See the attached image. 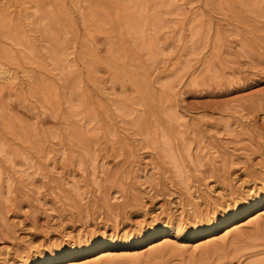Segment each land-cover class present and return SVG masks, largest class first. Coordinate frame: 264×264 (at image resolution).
<instances>
[{
  "label": "rangeland",
  "instance_id": "obj_1",
  "mask_svg": "<svg viewBox=\"0 0 264 264\" xmlns=\"http://www.w3.org/2000/svg\"><path fill=\"white\" fill-rule=\"evenodd\" d=\"M121 1L0 0V264L95 238L121 252L110 264L264 257V208L224 240L197 248L185 238L264 191V0H128L144 4V19H160L162 53L152 66L120 27ZM192 30L203 51L164 93L159 80L190 58ZM50 50L63 57L64 75L52 70ZM117 105L145 130L123 122ZM163 129L175 134L188 177L157 148ZM159 222L176 233L158 242L182 248L148 253L142 243L135 253L134 238Z\"/></svg>",
  "mask_w": 264,
  "mask_h": 264
},
{
  "label": "bare ground",
  "instance_id": "obj_2",
  "mask_svg": "<svg viewBox=\"0 0 264 264\" xmlns=\"http://www.w3.org/2000/svg\"><path fill=\"white\" fill-rule=\"evenodd\" d=\"M123 1H125V4H123L122 1L121 2H122L123 5H125V6L127 5L126 8H125V9H127V11L125 10L126 11V14L123 13V14H125V16L123 17V20H122L123 24L121 23L122 25L120 24V27L121 26L124 27V31L126 33L125 35L128 34L129 39H127V40H130L132 43H134V45L136 44L139 48L145 50V52H146L145 53V60H146V62H148L150 66L155 65L156 62L159 60L160 54L162 53V50H161V44L162 43H161V41H160V39L158 37V34H159L160 30H161L160 19H159L158 15L156 13L153 14V17L151 19L149 18L150 20L144 19L143 18L144 15L143 16L141 15V11H142L143 6H144V4H142V2H141V4H134L133 6H131V5L128 4V2H129L128 0H123ZM167 2H169V1H167ZM258 2H259V0H256V2H254V3H258ZM153 4H155V3H153ZM156 5H158V3ZM156 5L155 6L153 5V6L156 7ZM162 5H163V2H162ZM154 7H152L153 8V11H154ZM158 7L160 8V5H158ZM121 8H123V7H121ZM261 9H262V7H261ZM144 10H145V7H144ZM145 11H144V14H145ZM158 11H157V13H158ZM118 16L120 17V14ZM193 30H192V35L190 36L191 37L190 40L192 42L191 43V48L188 51V53L190 55L189 56L190 58H188L182 64V67H180L178 70H175V72L173 74H171L170 76H167L165 78L162 77L159 80L160 84L162 85V87L164 89V93L165 92H168L169 89L170 90H173L174 89L173 81H174V79H175L174 77H176L177 73L179 71H181V70H184V69L189 68L190 61L196 55L201 54L200 53L201 51H203V50H201V49H203L200 46L201 44H199L198 41L194 38L197 35H194L195 34V31L193 32ZM196 30H197V28H196ZM196 34H197V32H196ZM8 37H9V35H8ZM10 40H11V38H10ZM12 40H14V44L15 43L18 44V42H19V41L17 42V39L15 40V38H13V37H12ZM20 44H21V42H20ZM26 44H28V43H26ZM25 49H27V45H26V48ZM50 49H53V47L50 48ZM7 51H8V49H7ZM27 52H28V49H27ZM10 54H11V51H10ZM47 57H48L49 61L52 63V65H53V69L52 70H57V71H59V74L60 75H64L65 72H66V70H67V66L64 63L63 57H61V55H59V54L53 53L52 51H51V53H49V55ZM142 67H144V65H142ZM143 69L146 72L148 71V69H145V68H143ZM0 74H3V70L1 68H0ZM54 75H56V74H54ZM164 93H161L160 96H159V98L160 97L163 98L164 97ZM116 109L118 110L119 115L121 116V120L123 122H130L131 125L132 124L133 125H137L138 126L137 127L138 129L143 130V131L145 130L144 126H146V124H142V125H144L142 127V125L140 124V122L137 119H135L136 117L133 116V111L132 110H130V109L124 107V106H121V105H117L116 106ZM172 115H170L169 113H167V119L168 120H171L170 118H172ZM168 120L166 122L170 123V121H168ZM141 121H142V119H141ZM172 124H174V122ZM167 125L169 126L170 124H167ZM169 127L172 128L171 126H169ZM169 127H167V128H169ZM167 128H166V130H167ZM164 129H163V131L161 133H159L158 136L156 134V136L153 137L154 138V142H156L155 144H157V148L162 153V155L165 158V160H167L168 162H170L173 165V168H174L173 170H175L177 176H180L181 178H185L187 176V173H188V169L189 168L182 161V158L179 157L181 155L178 156L176 154V152H175L174 146L172 144L173 141L171 140L172 139L171 137L173 135H175V134H173L170 137V135L168 134L170 132H167ZM172 131H174V130H172ZM175 132H176V130H175ZM151 133H152V130H151ZM144 134H145V132H144ZM170 134H172V133H170ZM152 135H153V133H152ZM154 135H155V133H154ZM185 145H186V143H185ZM182 149H183V146H182ZM182 151H184V150H182ZM183 158H184V156H183ZM189 159H190V157H189ZM186 163L188 164V160H186ZM262 208H264V191H262L261 193L253 196L250 201L244 202L242 205L235 207L232 211L227 212L226 215L224 214V215H221V216H218V217H214L213 219L207 221L206 223H201L198 226L197 225L193 226L192 228H190V231L185 236L186 242H191L194 239V241L197 242V243H195V245L194 244H192V245H194L195 247L198 248V247L201 246V244L203 245L206 242H213L215 239L224 240V239H226L227 237H229L231 235V233L233 231V228L236 227V226H233L235 223L240 222L243 217H250L251 215H253L254 213L258 212ZM260 212H261V210H260ZM254 216H255V214H254ZM256 216H259L260 217V213H259V215L257 214ZM252 217H250V218H252ZM237 226H239V225H237ZM220 232H223V233H221V235L218 238L217 235ZM174 233H176V232L173 231L171 225H163V223H161V222L154 223V224H152L149 227V229L145 233H142L139 237L134 238V242L135 243L133 245L135 247L137 246V248H138L134 252L137 253V251L139 250V245L142 244V243H145L147 245V251H148V253L154 251L155 248L157 246H159V245H162V247H163V245L164 246L167 245L168 247H167L166 250H169V252L171 250H174V248L175 249L176 248L180 249V248H182V246H180V245H179L180 247H178V246H174V245L172 246L170 243H166L165 241L158 242V239H160L161 237H169V235L174 234ZM207 237H209V238H207ZM166 239H168V238H166ZM234 244H235V242H233V245ZM123 245L126 246L127 248H129V247H131L132 244L131 245L130 244H123ZM224 245L225 244L219 245V247H216L217 249L216 248L214 249L213 247L212 248H213V250H219L218 248H220V250H222L223 247H227L226 245L225 246ZM104 246H108L109 247L108 249H111L110 244H107L106 241H104V240H100V238H95V239L87 242L84 246H80V245L79 246H77V245L76 246L75 245H73V246H71V245L70 246L65 245L64 246L63 245V246H59L58 248H55L54 250H51V251L47 252V254L41 256V258L39 257V259H37L35 261H31L29 263L27 262L26 264H55L53 262L54 261H59V260L61 261L60 264H110L114 260L117 261V259H119V258L122 257L121 256L122 255L121 252L120 253L115 252V251L112 252V250L105 251L104 250ZM228 246L231 247L232 244L230 243ZM234 246L236 247V245H234ZM183 248H185V247H183ZM237 248H239V247H237ZM237 248H234V249H237ZM96 249H100V251L102 253L99 254V255H97V257L92 258L90 255ZM239 249H241V248H239ZM246 249H248V248H246ZM134 252L132 253L133 254L132 256H136ZM79 253H87V256L81 258L83 260L78 259V256H80ZM249 255H248V257H249ZM254 255L256 256V254H254ZM254 255L251 254V256H254ZM137 256H139V255H137ZM249 264H264V257H256V258L250 260Z\"/></svg>",
  "mask_w": 264,
  "mask_h": 264
}]
</instances>
